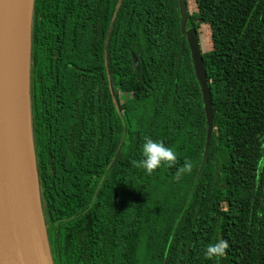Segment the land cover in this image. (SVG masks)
<instances>
[{
  "label": "trees",
  "instance_id": "trees-1",
  "mask_svg": "<svg viewBox=\"0 0 264 264\" xmlns=\"http://www.w3.org/2000/svg\"><path fill=\"white\" fill-rule=\"evenodd\" d=\"M189 1L208 31L205 158L177 0H33L29 122L53 264H264V0ZM145 137L176 167H134ZM221 238L226 256L207 259Z\"/></svg>",
  "mask_w": 264,
  "mask_h": 264
},
{
  "label": "water",
  "instance_id": "water-1",
  "mask_svg": "<svg viewBox=\"0 0 264 264\" xmlns=\"http://www.w3.org/2000/svg\"><path fill=\"white\" fill-rule=\"evenodd\" d=\"M0 0V264H53L46 239L33 162L29 122V43L33 0ZM179 28L185 35L206 119L204 158L213 132L211 94L202 50L193 27L187 28L185 0H177ZM13 8V9H12ZM15 18L23 28L9 44Z\"/></svg>",
  "mask_w": 264,
  "mask_h": 264
},
{
  "label": "clouds",
  "instance_id": "clouds-1",
  "mask_svg": "<svg viewBox=\"0 0 264 264\" xmlns=\"http://www.w3.org/2000/svg\"><path fill=\"white\" fill-rule=\"evenodd\" d=\"M144 141L141 152L143 158L138 161H133L134 167L144 170L146 175L149 176L153 175L157 169L161 167H176L178 157L172 148L166 147L163 141H154L149 137H145ZM262 147H264V143H262ZM191 169L192 163L185 160L183 166L177 169V173L178 175L186 172L190 173ZM256 173L257 180H259L261 176H264V155L257 161ZM257 187H259V185H257ZM257 216L264 217V212H258ZM228 248V240L221 238L215 243L207 245L205 257L209 260L219 261L226 256Z\"/></svg>",
  "mask_w": 264,
  "mask_h": 264
},
{
  "label": "rangeland",
  "instance_id": "rangeland-1",
  "mask_svg": "<svg viewBox=\"0 0 264 264\" xmlns=\"http://www.w3.org/2000/svg\"><path fill=\"white\" fill-rule=\"evenodd\" d=\"M185 4H186L187 18L189 15L192 17L193 22L195 24V27H193V28L195 29L197 36L199 38L201 50H202V52H205L207 50V46H208V43L206 40V38H208V31L205 28H203L200 24L197 23L198 20L196 17V8H195L194 4L192 3V1H189V4H187V2L185 0ZM187 24H188V22H187Z\"/></svg>",
  "mask_w": 264,
  "mask_h": 264
},
{
  "label": "bare ground",
  "instance_id": "bare-ground-1",
  "mask_svg": "<svg viewBox=\"0 0 264 264\" xmlns=\"http://www.w3.org/2000/svg\"><path fill=\"white\" fill-rule=\"evenodd\" d=\"M12 5H13V10L15 11V14L18 16V14H20L21 11V4H20V0H12ZM23 28V17L22 15H19V17L15 18L14 15V21H13V25H12V30L10 33V37H9V44L11 47H15L16 46V42L18 39V35L20 33V31Z\"/></svg>",
  "mask_w": 264,
  "mask_h": 264
}]
</instances>
